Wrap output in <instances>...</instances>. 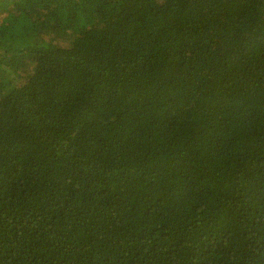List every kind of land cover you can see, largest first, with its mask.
I'll return each mask as SVG.
<instances>
[{
  "label": "trees",
  "instance_id": "1",
  "mask_svg": "<svg viewBox=\"0 0 264 264\" xmlns=\"http://www.w3.org/2000/svg\"><path fill=\"white\" fill-rule=\"evenodd\" d=\"M0 264H264V0H0Z\"/></svg>",
  "mask_w": 264,
  "mask_h": 264
}]
</instances>
